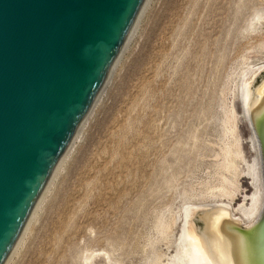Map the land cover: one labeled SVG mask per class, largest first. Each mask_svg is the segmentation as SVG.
Listing matches in <instances>:
<instances>
[{"label": "rangeland", "instance_id": "obj_1", "mask_svg": "<svg viewBox=\"0 0 264 264\" xmlns=\"http://www.w3.org/2000/svg\"><path fill=\"white\" fill-rule=\"evenodd\" d=\"M262 67L264 0H155L8 264H179L186 207L229 201L239 217L254 190L241 97Z\"/></svg>", "mask_w": 264, "mask_h": 264}, {"label": "water", "instance_id": "obj_2", "mask_svg": "<svg viewBox=\"0 0 264 264\" xmlns=\"http://www.w3.org/2000/svg\"><path fill=\"white\" fill-rule=\"evenodd\" d=\"M155 0H0V264L129 54ZM264 184V67L246 86ZM194 264H264V199L243 227L191 207Z\"/></svg>", "mask_w": 264, "mask_h": 264}, {"label": "bare ground", "instance_id": "obj_3", "mask_svg": "<svg viewBox=\"0 0 264 264\" xmlns=\"http://www.w3.org/2000/svg\"><path fill=\"white\" fill-rule=\"evenodd\" d=\"M246 86H247V83H244V88L242 89V97H241V99H242V102H243V105H244V116L248 119L249 124H250L251 129H252V132H253V135H254V137L252 136L251 143H252V148H253V150L256 153V156L254 157L252 163L246 162L247 171L245 173L251 179V185L254 187V190H253V192L250 195H244L242 197V199H241V202L236 203L235 204V207H233L234 208L233 211L238 212L240 214L239 217L233 216L232 213L231 212L230 213H231V217H234V218H237V219H241V222H242V220L245 219L247 222L252 223L253 221H255L257 219V217L259 216V214L261 213V210H262L263 199H264V184H263V172H262L261 152H260V149H259V146H258L256 137H255V134H254V131H253V128H252V125H251V122H250L248 113H247ZM228 119L229 120H232L231 126H230V129H231L230 132L235 135L236 130H237V123L235 122L236 121V112L235 111L231 112V114H229ZM233 148L235 149V151H234ZM232 154H234L235 157H240L241 159L243 158V152L241 150V142H240V139L239 138H235V142L231 146L227 147V149L223 153V155L225 156L224 158L227 161V162L224 163V167L226 169H228V170H230L231 168L232 169L235 168L237 170L238 168H236V166H237L236 161H235L236 159H233L232 158ZM241 172L237 173L235 171L236 177H238L237 175H239ZM224 181L225 182H228V183L231 182V184L233 185V187L232 188L230 187V189H229L227 187V185L225 186V182H224V185L222 184L221 187H220V191L222 192L221 195L222 196H227L228 195L230 197H234L236 195L235 193L238 192V189H240V188H238L236 186L237 185L236 183H235L236 184L235 185L232 182L233 180H230L227 177L224 178ZM235 182H237V180ZM44 196H43L42 200L40 201L39 205L37 206L36 210L34 211L33 215L31 216L30 220L28 221L27 225L25 226L24 230L22 231V234H21L20 238L18 239V241H17L14 249L12 250L11 254L9 255V257L7 258V260H6V262L4 264H8V259H11V257L17 251L18 247L21 245L22 240L24 238V235H26V232L29 229V226L31 225L32 221L34 220V218L36 217V215L38 213V210L40 209V206H41V204L43 202ZM234 201H235V199H234ZM210 205H208V206H210ZM213 205H223V206H226V207H232V204L229 201L223 202V203L221 202L219 204L216 203V204H213ZM189 211H190V207L188 206V207H186V209L184 211V224H183L184 227H183L182 233L180 235V237H181V244L180 245H182V249L179 252V255L177 256V261H178L179 264H194V262L192 260V257L190 255V252L188 250L187 244L185 242L186 229H187V220H188ZM245 226H247V225H243V227H245ZM164 236H165V234H164ZM175 259H176V257H175Z\"/></svg>", "mask_w": 264, "mask_h": 264}]
</instances>
